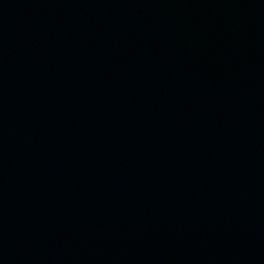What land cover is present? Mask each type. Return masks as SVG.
<instances>
[{"label": "water", "instance_id": "1", "mask_svg": "<svg viewBox=\"0 0 264 264\" xmlns=\"http://www.w3.org/2000/svg\"><path fill=\"white\" fill-rule=\"evenodd\" d=\"M0 264H264V0H0Z\"/></svg>", "mask_w": 264, "mask_h": 264}]
</instances>
